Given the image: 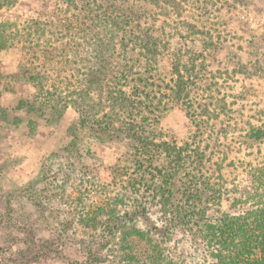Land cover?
I'll return each mask as SVG.
<instances>
[{
  "label": "trees",
  "instance_id": "trees-1",
  "mask_svg": "<svg viewBox=\"0 0 264 264\" xmlns=\"http://www.w3.org/2000/svg\"><path fill=\"white\" fill-rule=\"evenodd\" d=\"M59 1H37L59 36L26 54L42 53L35 62L45 69L53 62L55 79L31 71L39 90L17 108L50 118L72 106L77 118L64 152L52 154L64 165H47L38 184L24 188L34 208L22 222L30 237L24 252L33 256L25 263L264 264V119L223 111L247 91L229 86L221 95L226 86L215 79L220 49L249 75H262L263 33L224 45L225 35L206 42L158 19L147 0ZM111 24V47L100 59L99 33ZM243 53L254 56L252 66L240 61ZM175 107L191 124L181 141L160 125ZM82 132L121 146L110 182L78 167L84 151L91 155L80 147ZM44 221H53L48 238L39 235Z\"/></svg>",
  "mask_w": 264,
  "mask_h": 264
},
{
  "label": "rangeland",
  "instance_id": "rangeland-1",
  "mask_svg": "<svg viewBox=\"0 0 264 264\" xmlns=\"http://www.w3.org/2000/svg\"><path fill=\"white\" fill-rule=\"evenodd\" d=\"M37 1L0 0V264H26L25 261L33 257H28L30 252H24L27 244L25 241L30 237L22 222L31 220L28 216L34 212L32 204L26 199L24 188L37 185L42 170L47 165L51 168L64 165V158H54L52 154L64 152V147L71 141L70 124L77 118L72 106L67 107L61 117L50 118H37L27 110L17 108L19 99L31 100L39 90V86L35 85L36 81L31 78V71L46 77L44 79L49 76V81H53L56 75L53 62L50 68L45 69L43 61L35 62L36 57L41 58L42 53H31L33 50L49 49L53 36H59L57 29L46 21L43 13L41 14L43 8ZM43 1H46L49 7H52V4L56 6L54 2L60 6L59 0ZM121 1H124V4H133L138 0ZM147 1L153 7L155 17L169 18L170 25H178L187 35L200 36L206 42L219 41L225 35L228 40L224 45L238 41L245 43V40L250 39L256 41L259 33L264 35V0ZM117 12L121 14V9ZM182 20L186 22L185 26L179 24ZM114 28L113 24L105 25L103 32L99 33L100 59L105 57V49L109 50L111 47L110 37ZM27 51H31L30 54L26 55ZM225 52L227 50L220 49L216 55L220 63L216 68L219 77L215 79L221 86H226L218 87L219 93L226 94L229 86L233 87L229 89L230 93L244 89L247 92L242 104L228 105L230 111L226 104L225 108L222 106L223 111L227 110L230 113L241 110L245 115H261L262 118L260 116L259 118L264 119V72L259 76L249 75L247 70L236 66L239 59L232 60ZM253 59L254 56L247 57L243 53L240 61L242 63L250 61L252 66ZM92 61L97 63L96 58L92 57ZM83 65L89 66L90 63ZM250 66L248 69H252ZM222 102L219 101L221 105ZM227 102L230 103L229 98L226 99ZM160 125L163 130L174 134L178 141L185 139L191 130L189 119L176 107L163 115ZM80 139V147L88 150L91 155H86L87 152L84 151V158L81 162L79 159L77 161L78 167L84 165L85 171V168H94L101 180L110 182V167L115 163L121 146L90 139L83 132ZM238 155H244V151L239 150ZM10 207L14 211L13 215L18 217V226L11 222ZM52 223L53 221L40 223L42 227L39 235L43 238L50 237L52 232L48 227ZM44 264L64 263L49 259Z\"/></svg>",
  "mask_w": 264,
  "mask_h": 264
}]
</instances>
